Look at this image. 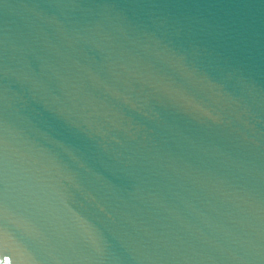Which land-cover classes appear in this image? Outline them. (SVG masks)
Wrapping results in <instances>:
<instances>
[{"label":"water","instance_id":"water-1","mask_svg":"<svg viewBox=\"0 0 264 264\" xmlns=\"http://www.w3.org/2000/svg\"><path fill=\"white\" fill-rule=\"evenodd\" d=\"M0 264H264V0H0Z\"/></svg>","mask_w":264,"mask_h":264}]
</instances>
